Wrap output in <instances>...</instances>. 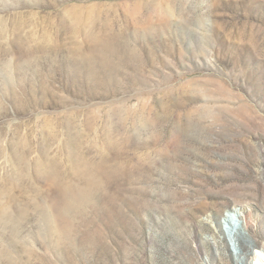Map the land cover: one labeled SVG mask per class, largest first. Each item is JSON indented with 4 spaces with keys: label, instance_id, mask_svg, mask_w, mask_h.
<instances>
[{
    "label": "rangeland",
    "instance_id": "374dc122",
    "mask_svg": "<svg viewBox=\"0 0 264 264\" xmlns=\"http://www.w3.org/2000/svg\"><path fill=\"white\" fill-rule=\"evenodd\" d=\"M256 253L264 0H0V264Z\"/></svg>",
    "mask_w": 264,
    "mask_h": 264
},
{
    "label": "bare ground",
    "instance_id": "6f19581e",
    "mask_svg": "<svg viewBox=\"0 0 264 264\" xmlns=\"http://www.w3.org/2000/svg\"><path fill=\"white\" fill-rule=\"evenodd\" d=\"M228 224L230 225V229L235 228V227L233 226V224H231L230 222H228ZM252 264H264V256H263L261 253H260V254L256 253V254L254 255V258H253Z\"/></svg>",
    "mask_w": 264,
    "mask_h": 264
}]
</instances>
